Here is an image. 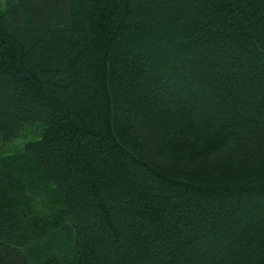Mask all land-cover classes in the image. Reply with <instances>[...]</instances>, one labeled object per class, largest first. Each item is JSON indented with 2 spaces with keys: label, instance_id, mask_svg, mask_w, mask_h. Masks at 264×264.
<instances>
[{
  "label": "trees",
  "instance_id": "trees-1",
  "mask_svg": "<svg viewBox=\"0 0 264 264\" xmlns=\"http://www.w3.org/2000/svg\"><path fill=\"white\" fill-rule=\"evenodd\" d=\"M0 264H264V0H0Z\"/></svg>",
  "mask_w": 264,
  "mask_h": 264
},
{
  "label": "rangeland",
  "instance_id": "rangeland-1",
  "mask_svg": "<svg viewBox=\"0 0 264 264\" xmlns=\"http://www.w3.org/2000/svg\"><path fill=\"white\" fill-rule=\"evenodd\" d=\"M26 139H22V137H20L19 139H17L15 142H13L10 145H6L3 147L2 149V153L4 155H9L12 154L14 152L20 151L22 149L23 143Z\"/></svg>",
  "mask_w": 264,
  "mask_h": 264
}]
</instances>
